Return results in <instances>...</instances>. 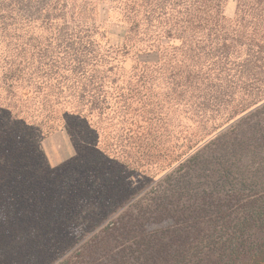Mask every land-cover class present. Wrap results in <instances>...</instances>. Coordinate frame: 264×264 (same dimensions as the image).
Wrapping results in <instances>:
<instances>
[{"label":"trees","instance_id":"16d2710c","mask_svg":"<svg viewBox=\"0 0 264 264\" xmlns=\"http://www.w3.org/2000/svg\"><path fill=\"white\" fill-rule=\"evenodd\" d=\"M226 1L0 0V116L24 133L22 141L6 137L0 144V231L6 241L0 264H50L55 250L45 244L68 242L63 229L70 207L81 197L98 196L99 172L109 182L105 199H119L131 177L126 169L147 174L169 165L162 182L189 165L215 166L204 157L225 129L264 113V0H235L233 19L224 13ZM102 4L125 25L121 45L107 42ZM131 53L126 70L124 57ZM237 92L243 96L233 104ZM178 111L229 117L199 138H185L188 150L163 161L161 136L150 143V126L143 123L158 126ZM58 129L79 147L62 167L51 166L40 145ZM259 129L264 133V124ZM132 143L141 149L140 159L114 163L119 156L131 158L126 147ZM247 144L235 143L228 165L215 158L223 177L243 178L238 189L258 191L237 204L234 256L243 254L244 232L264 228V166L249 178L236 166L252 156ZM18 229L34 241L23 253L9 242ZM251 251L235 264H264V238Z\"/></svg>","mask_w":264,"mask_h":264},{"label":"rangeland","instance_id":"374dc122","mask_svg":"<svg viewBox=\"0 0 264 264\" xmlns=\"http://www.w3.org/2000/svg\"><path fill=\"white\" fill-rule=\"evenodd\" d=\"M224 13L228 19L235 17V0L225 2ZM100 19L105 21L107 42L121 45L125 25L111 16L106 4L101 5ZM134 57L133 53L125 55L126 70ZM236 94L233 104L243 96V92ZM188 115L178 111L176 116H168L158 126L144 120L143 124L150 126V143L153 144L154 136H161L163 161L188 150L185 138H199L229 117ZM239 117L233 116L232 121ZM248 119L236 124L235 130L225 129L226 136L206 152L205 161L214 160L215 166L189 165L162 182L159 179L171 170L169 165L161 169L154 167L153 172L150 170L147 174L139 169H126L131 177L129 185L121 187L119 199L113 195H107L105 199L109 182L104 173L99 172V176L94 178L98 185V196L92 198L89 194L84 199L81 197L70 207V224L63 229V232H69L68 242L54 238L45 244L55 250L50 264H235L245 261L243 254L247 258L252 254L251 248L255 242L264 238V228L257 226L244 232L241 238L245 239V247H240L243 254L234 256L232 226L238 218L236 214L241 212L237 204L251 200L258 191L238 189L236 183L243 178L238 173L230 179L223 177L220 173L223 165H218L215 158L228 165L233 162L235 143L248 141L252 156H246L236 164L241 168L239 172H244L249 178L264 166V150H260L264 133L259 129L264 124V113ZM40 145L51 166L62 167L79 150L64 129L52 132ZM126 148L131 152V158L126 160L127 157L119 156L118 161L116 158L114 163L120 167L124 160H138L142 156L137 143L129 144ZM189 182L191 186L185 187ZM61 184L58 181V187L61 185L63 188L65 185ZM217 204L220 208L215 207Z\"/></svg>","mask_w":264,"mask_h":264},{"label":"snow or ice","instance_id":"6c2138e0","mask_svg":"<svg viewBox=\"0 0 264 264\" xmlns=\"http://www.w3.org/2000/svg\"><path fill=\"white\" fill-rule=\"evenodd\" d=\"M6 137H14L17 141H22L24 133L22 131L14 130L13 128L7 126L4 123V118L0 116V144H2ZM4 227L3 214L0 213V230ZM9 242L17 248L18 251L23 253V251L28 248L34 241L30 238L26 230L18 229L13 232L9 237ZM5 238L2 231H0V251L4 249Z\"/></svg>","mask_w":264,"mask_h":264}]
</instances>
